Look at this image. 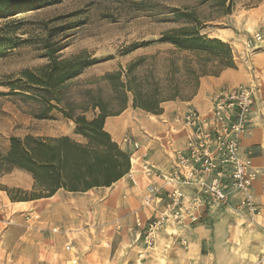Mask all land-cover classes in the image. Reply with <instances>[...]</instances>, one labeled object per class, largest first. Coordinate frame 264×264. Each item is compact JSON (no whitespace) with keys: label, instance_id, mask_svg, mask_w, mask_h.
<instances>
[{"label":"rangeland","instance_id":"1","mask_svg":"<svg viewBox=\"0 0 264 264\" xmlns=\"http://www.w3.org/2000/svg\"><path fill=\"white\" fill-rule=\"evenodd\" d=\"M20 1L0 0L1 154L8 152L12 138L28 135L68 136L83 143L75 123L59 112L46 120L35 117L37 102L22 73L44 67L51 58L83 56L93 63L65 85V92L78 103L90 92L109 106L117 105L121 90L116 81L104 77L118 72L145 90L166 86L174 59L182 81L188 54L161 41L164 33L187 25L173 18L175 9L194 12L203 23L202 35L230 46L235 70L250 78V84L242 85L253 86L264 98V0H63L12 12ZM189 94L175 102H188ZM127 97L130 114L145 112L133 107L131 93ZM93 116L87 114L89 119ZM129 136L124 134L121 146L112 139L130 155L123 143ZM152 185L142 202L114 186L79 194L60 191L55 199L33 200L29 173L14 169L0 176V264H264V241L258 258L247 263L241 255L246 251L235 243L216 242L214 220L207 223L208 239L197 252L190 249L193 228L207 222L204 218L187 228L169 219L149 245L148 225L159 219L171 191L162 180L156 185L162 203L148 204Z\"/></svg>","mask_w":264,"mask_h":264},{"label":"trees","instance_id":"2","mask_svg":"<svg viewBox=\"0 0 264 264\" xmlns=\"http://www.w3.org/2000/svg\"><path fill=\"white\" fill-rule=\"evenodd\" d=\"M61 1L22 0L14 4L11 11L44 8ZM171 14L187 25L164 33L161 41L188 54L183 58L182 81L177 79L180 69L176 59L171 61L166 86L158 84L153 89L133 86L129 76L125 77L122 72L106 75L104 80L117 82L115 87L121 90L122 97L117 105L109 106L102 96L90 92L79 103L65 92V85L93 64L86 62L83 56L62 61L51 58L49 64L36 71H24L26 89L34 93L31 97L37 102L36 119H50L53 111L59 112L75 123L76 135L83 143L68 136L14 137L8 152L0 153V176L14 169L29 173L34 181L33 200L52 198L60 191L79 194L111 188L126 177L132 169V158L113 141L105 130V123L127 109L128 93L132 94L135 109L159 115L163 103L185 98L186 93H190L189 101L195 97L202 78L219 77L224 71L236 68L231 47L219 39L202 35L203 23L194 12L175 9ZM90 112L94 113L91 119L87 118Z\"/></svg>","mask_w":264,"mask_h":264},{"label":"built area","instance_id":"3","mask_svg":"<svg viewBox=\"0 0 264 264\" xmlns=\"http://www.w3.org/2000/svg\"><path fill=\"white\" fill-rule=\"evenodd\" d=\"M258 94L253 86L224 87L212 96L209 117L190 106L177 118L190 134L184 150L175 154L174 168L158 175L153 166L145 164L143 167L148 176L158 175L171 187L169 203L163 213L148 225L149 245L154 244L156 233L169 219L187 228L200 221L211 206H228L233 193L243 194L238 210L254 216L261 213L251 191L262 179L264 197V166H255L251 155L242 150L244 136L255 125L253 111ZM261 119L264 122V113ZM123 143L129 149L140 147L131 137L125 138ZM182 187L190 188L192 193L186 194ZM148 193L145 199L148 204L162 203L159 187L150 186ZM66 249L71 251L72 247L67 245Z\"/></svg>","mask_w":264,"mask_h":264},{"label":"crops","instance_id":"4","mask_svg":"<svg viewBox=\"0 0 264 264\" xmlns=\"http://www.w3.org/2000/svg\"><path fill=\"white\" fill-rule=\"evenodd\" d=\"M243 83L250 84V78L241 70L228 69L219 77L202 78L197 95L190 101L163 103L161 105L162 113L159 115L142 111L140 112L143 114L137 112L130 114L129 110H126L120 116L108 118L105 129L120 146L125 133H128L129 137L133 138L140 146L138 150L132 151L124 145L130 151L132 159L137 157V170L135 173L130 171L131 175H127L123 181L115 184V190L122 193L130 192L133 194L132 196L135 195V198H138L139 202H142L147 187L152 183L155 186L162 185V179L158 175L169 173L174 168L176 152L184 150L186 146L190 132L182 126L177 118L183 115L190 106L205 117H209L212 96L224 87H237ZM262 96L259 92L253 111L254 128L242 140V150L251 155L253 164L258 167L264 166V122L261 119V114L264 113V98ZM126 153L129 152L126 151ZM145 164L153 166L158 175L148 176L145 174L143 171ZM130 176L135 185L129 182ZM262 183V179L256 182L251 191L254 202L260 207L259 215L254 216L243 209L238 210L243 194L233 193L228 206L218 208L211 206L203 217L207 222L194 226V234L189 238L190 249L197 252L198 245L205 242L204 239H208L207 223L210 224L214 220V231H217L216 242L223 246L226 241L235 243L243 249V252L246 251L241 255L247 258V263L254 262L262 251V242L264 241ZM182 190L186 194L192 193L188 187H182ZM224 230L229 233L224 234ZM244 261L246 262V260Z\"/></svg>","mask_w":264,"mask_h":264},{"label":"bare ground","instance_id":"5","mask_svg":"<svg viewBox=\"0 0 264 264\" xmlns=\"http://www.w3.org/2000/svg\"><path fill=\"white\" fill-rule=\"evenodd\" d=\"M132 149H134V148H132ZM136 158H137V157H136ZM136 158L133 157V159H132V173H135L136 170H137V159H136ZM124 178H125V177H124ZM124 178L121 179V180H120L119 182H117L116 184H118V183H120L121 181H123ZM56 196H57V195L53 196V197L50 198V199H55ZM186 221H188V220H186Z\"/></svg>","mask_w":264,"mask_h":264}]
</instances>
